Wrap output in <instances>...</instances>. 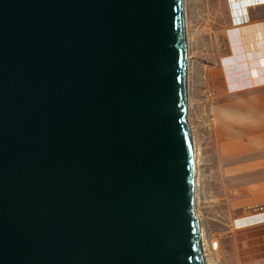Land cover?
Masks as SVG:
<instances>
[{"label": "water", "instance_id": "obj_1", "mask_svg": "<svg viewBox=\"0 0 264 264\" xmlns=\"http://www.w3.org/2000/svg\"><path fill=\"white\" fill-rule=\"evenodd\" d=\"M184 0H0V264H206Z\"/></svg>", "mask_w": 264, "mask_h": 264}, {"label": "rangeland", "instance_id": "obj_2", "mask_svg": "<svg viewBox=\"0 0 264 264\" xmlns=\"http://www.w3.org/2000/svg\"><path fill=\"white\" fill-rule=\"evenodd\" d=\"M184 2L187 122L197 162L194 212L205 259L207 264H262L257 253L264 222L239 225L236 220L264 212V136L245 128L251 121H244L234 105H225L227 98L220 93L226 28L221 1Z\"/></svg>", "mask_w": 264, "mask_h": 264}, {"label": "crops", "instance_id": "obj_3", "mask_svg": "<svg viewBox=\"0 0 264 264\" xmlns=\"http://www.w3.org/2000/svg\"><path fill=\"white\" fill-rule=\"evenodd\" d=\"M220 1L226 26L225 52L219 57L220 93L227 98L225 105H234L244 121H251L245 128L264 136V3L249 6L245 0H231V6L229 0ZM233 17L243 20L233 23ZM236 221L239 225L261 223L264 212ZM258 249V261H264L260 257L264 254V234Z\"/></svg>", "mask_w": 264, "mask_h": 264}, {"label": "built area", "instance_id": "obj_4", "mask_svg": "<svg viewBox=\"0 0 264 264\" xmlns=\"http://www.w3.org/2000/svg\"><path fill=\"white\" fill-rule=\"evenodd\" d=\"M230 2V5L232 6V3H231V0H229ZM245 3H247L249 6H252V5H255V4H261V3H264V0H245ZM233 12V11H232ZM244 17V16H243ZM245 19V17H244ZM243 19H240V18H236V17H233L232 18V22L235 23L236 21H242ZM218 247V242L217 241H213L211 242V249L213 250H216Z\"/></svg>", "mask_w": 264, "mask_h": 264}, {"label": "bare ground", "instance_id": "obj_5", "mask_svg": "<svg viewBox=\"0 0 264 264\" xmlns=\"http://www.w3.org/2000/svg\"><path fill=\"white\" fill-rule=\"evenodd\" d=\"M192 145H193V167H194V206H195V197H196V184H197V179H196V165H197V162H196V151H195V148H194V142H193V138H192ZM201 246H202V251H203V242H202V233H201ZM204 254V252H203ZM204 258H205V255H204ZM206 261V259H205ZM206 264H207V261H206Z\"/></svg>", "mask_w": 264, "mask_h": 264}]
</instances>
